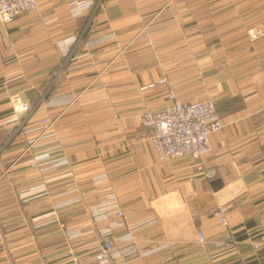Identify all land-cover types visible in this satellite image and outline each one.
I'll use <instances>...</instances> for the list:
<instances>
[{"label": "crops", "instance_id": "obj_1", "mask_svg": "<svg viewBox=\"0 0 264 264\" xmlns=\"http://www.w3.org/2000/svg\"><path fill=\"white\" fill-rule=\"evenodd\" d=\"M93 12L39 0L0 23V264H99L107 229L118 250L135 248L126 264H264L252 247L264 233V35L247 33L264 28V0H105ZM153 18L163 21L141 44ZM171 92L210 97L223 120L199 161H161L140 139L144 112ZM16 98L38 115L26 121ZM44 115L56 119L55 150L37 131ZM107 192L129 221L100 217ZM220 207L237 245L203 250L199 230L224 237Z\"/></svg>", "mask_w": 264, "mask_h": 264}, {"label": "built area", "instance_id": "obj_2", "mask_svg": "<svg viewBox=\"0 0 264 264\" xmlns=\"http://www.w3.org/2000/svg\"><path fill=\"white\" fill-rule=\"evenodd\" d=\"M72 10L82 9L84 7H92V0H67ZM39 6V0H0V23H7L13 19L33 11ZM248 35L255 40L264 35V28L257 26L248 30ZM164 84L165 80L159 81ZM14 110L17 114L28 113L32 110V106L28 101L16 98L14 102ZM142 125L146 129H150L151 133L144 132L140 139L149 141L153 144L159 153L161 161L171 158H190L196 161L211 151L210 137L211 134L220 131L224 127V123L215 102L210 97H205L189 102H183L177 99L173 93H168L165 98V104L158 110H147L142 117ZM41 136L49 137V132L53 131V122L47 117L40 121ZM65 157L54 160L55 166L67 164ZM203 175L210 179L214 177V172L205 170ZM70 190L75 187L71 186ZM84 197H90L84 193ZM100 217L113 216L122 220L118 224L129 221L133 213L124 210L118 196L113 192H107L103 202L97 206ZM218 224L225 229L222 239H215L211 242L207 240L205 233L201 230L197 234V243L203 250L212 243L215 248L227 249L237 245V241L233 236L232 230L229 228V222L223 208H219L215 212ZM109 229L103 231L102 239L99 241L96 253V260L99 264H126L123 259H119L122 254H132L135 248L130 245L126 246L122 251L116 247L115 240L110 237ZM126 240H124L125 242ZM132 244L128 242L126 245ZM252 247L256 252H264V233L252 241ZM74 253L71 252L70 256Z\"/></svg>", "mask_w": 264, "mask_h": 264}, {"label": "rangeland", "instance_id": "obj_3", "mask_svg": "<svg viewBox=\"0 0 264 264\" xmlns=\"http://www.w3.org/2000/svg\"><path fill=\"white\" fill-rule=\"evenodd\" d=\"M92 1H94V3H93V5H92V10L94 11L93 12V15H92V17H91V19L92 18H94V16L96 15V12L97 11H99V9H101L102 7H103V5H104V2H105V0H92ZM154 18L153 19H149L147 22H144V25H146L144 28H143V30H141L139 33H138V35H136L134 38H135V40H136V38H138L137 40H140V39H143L140 43L141 44H144V43H146V42H148V43H150V39H151V36H152V31H151V27H153V24L154 23H158V21H160V22H162L163 21V18H161L160 20H157L156 22L154 21ZM134 42V43H133ZM136 44H138V42L136 41H132V46H133V48H135V47H137V46H139V45H136ZM151 46V45H150ZM131 48V47H130ZM137 51H139L138 52V54H140V53H147L148 52V50H147V48H145V47H142V48H140L139 50H137ZM223 67H227V62L226 61H224L223 62ZM162 79H164L165 80V83H167V79L166 78H162ZM161 79V80H162ZM164 83V84H165ZM171 93H173V92H171ZM174 94V93H173ZM205 98V97H204ZM179 100V99H178ZM197 100V99H196ZM213 100V99H212ZM181 101V100H180ZM39 106H40V104H35V105H32V110L30 111V114H28V113H22V114H24V119L27 121V120H30V119H32V117H36L37 115H38V113L40 112V110H39ZM219 112V111H218ZM44 117H47V119H49L51 122H53V131H51V132H49V147H50V149L51 150H55L56 148H57V146H58V143H57V136H58V131H57V126H56V119L55 118H51L50 116H41V117H38V121L37 122H39L38 123V129H37V131H38V134H39V136L41 137V127H40V121L44 118ZM143 117V116H142ZM36 134V133H35ZM67 159V158H66ZM68 164V163H67ZM67 164H65V165H67Z\"/></svg>", "mask_w": 264, "mask_h": 264}]
</instances>
